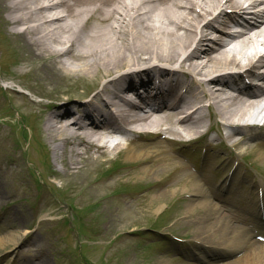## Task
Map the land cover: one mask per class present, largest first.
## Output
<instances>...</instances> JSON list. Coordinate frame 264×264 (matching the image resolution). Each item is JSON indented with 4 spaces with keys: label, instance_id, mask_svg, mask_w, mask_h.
I'll list each match as a JSON object with an SVG mask.
<instances>
[{
    "label": "bare ground",
    "instance_id": "6f19581e",
    "mask_svg": "<svg viewBox=\"0 0 264 264\" xmlns=\"http://www.w3.org/2000/svg\"><path fill=\"white\" fill-rule=\"evenodd\" d=\"M0 20L49 78L100 84L86 100L52 95L40 105L39 138L65 174H84L102 157L128 151L135 163L113 178L136 170L147 179L169 169L155 200L172 188L189 194L204 208L205 218L196 219L199 234H213L219 245L241 232L238 217L214 208L171 145L206 137L212 121L221 142L264 145L258 136L264 130V0H0ZM6 182L0 171L2 188ZM91 182L92 196L111 184ZM135 197L146 194L117 197L113 212L129 213Z\"/></svg>",
    "mask_w": 264,
    "mask_h": 264
},
{
    "label": "rangeland",
    "instance_id": "374dc122",
    "mask_svg": "<svg viewBox=\"0 0 264 264\" xmlns=\"http://www.w3.org/2000/svg\"><path fill=\"white\" fill-rule=\"evenodd\" d=\"M13 35L7 20H0V171L7 181L6 188L0 185V239H4L0 242V264H264L256 239L242 228L225 246L213 240L209 232L199 234L196 219L205 218L204 208L197 207L189 194L172 188L164 199L155 200L153 191L165 189L159 181L169 179V169L147 179L136 170L113 178L122 167L135 163L123 150L110 156L113 160L108 163L103 161L109 157H102V163L99 160L96 168L84 174H65L50 145L38 139L41 104L51 102L52 95L80 100L97 90L99 82L49 78ZM44 90L49 96L41 94ZM212 129L208 138L215 140L216 125ZM227 143L213 148L209 158L221 157L222 153L228 158H208L209 169L223 167L225 174L231 175L225 191L230 206L225 209L218 204L214 208L220 207L222 214L231 211L244 215L246 208L258 201L257 190L264 191V145ZM186 148L187 154L203 156L204 145ZM10 163L12 172L5 167ZM101 180L111 184L98 196L89 195L91 181ZM184 185L174 188L183 189ZM138 193L146 197H135L132 201L136 204L129 213L113 212L118 208L117 197ZM109 213L114 214L112 219ZM244 219L240 221L242 227ZM5 221H10L8 227ZM11 234L14 239H8ZM198 238L209 242L201 246L204 249L195 246L202 240ZM188 245L195 247L186 250ZM206 247L210 252L213 247L228 250L222 254L225 257L203 261L208 256Z\"/></svg>",
    "mask_w": 264,
    "mask_h": 264
}]
</instances>
